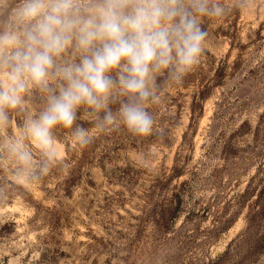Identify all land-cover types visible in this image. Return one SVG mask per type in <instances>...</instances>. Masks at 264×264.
Returning a JSON list of instances; mask_svg holds the SVG:
<instances>
[{"label":"rangeland","instance_id":"374dc122","mask_svg":"<svg viewBox=\"0 0 264 264\" xmlns=\"http://www.w3.org/2000/svg\"><path fill=\"white\" fill-rule=\"evenodd\" d=\"M223 3V17L203 21L198 65L180 81L156 74L150 134L97 130L81 108L72 128L52 130V155L26 141L33 164L22 168L7 140L47 94L33 88L9 110L0 264H264V0Z\"/></svg>","mask_w":264,"mask_h":264},{"label":"clouds","instance_id":"9594fccd","mask_svg":"<svg viewBox=\"0 0 264 264\" xmlns=\"http://www.w3.org/2000/svg\"><path fill=\"white\" fill-rule=\"evenodd\" d=\"M8 10L9 0H0V13ZM226 11L223 0H16L0 20V128L33 88L47 104L8 138V150L22 168L33 164L29 143L52 155V130L72 128L81 108L97 130L120 124L150 134L146 103L159 99L156 74L167 70L176 81L189 74L206 47L203 21ZM72 134L90 142L81 125Z\"/></svg>","mask_w":264,"mask_h":264}]
</instances>
